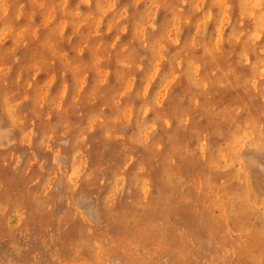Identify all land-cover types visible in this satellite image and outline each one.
<instances>
[{"label": "clouds", "instance_id": "1", "mask_svg": "<svg viewBox=\"0 0 264 264\" xmlns=\"http://www.w3.org/2000/svg\"><path fill=\"white\" fill-rule=\"evenodd\" d=\"M0 264H264V0H0Z\"/></svg>", "mask_w": 264, "mask_h": 264}]
</instances>
